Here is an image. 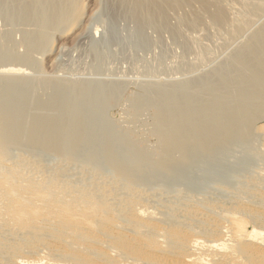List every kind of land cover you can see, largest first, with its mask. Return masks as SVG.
Here are the masks:
<instances>
[{
    "label": "bare ground",
    "instance_id": "bare-ground-1",
    "mask_svg": "<svg viewBox=\"0 0 264 264\" xmlns=\"http://www.w3.org/2000/svg\"><path fill=\"white\" fill-rule=\"evenodd\" d=\"M16 1H18V3L20 2V4L17 5V13L15 12V19L20 22V24L17 25H20L24 28V30H21L17 27L19 29L18 31L21 30V32L23 33L22 39H20L22 40L20 43L21 46H26L32 39H34L33 37L39 36L40 34L43 35L42 33L46 32L48 34V31L55 30L57 26H62L63 24H59L64 20H68L66 19V17H68L67 14H71V11L73 9V7L71 6H73L74 4V0H29V2H26L25 0ZM237 1L238 0H119V4L121 6L126 5L128 7V17L133 24L134 29L140 36H143L149 31L150 33L152 32L154 36L156 35L155 37H158V39H160V36L167 33L175 47V45H184V43L180 44V41L182 40L181 38L183 37V35L181 36V33L182 29L184 28H186L187 31H192L193 33H207V39H210L212 43L215 39H221L223 40V42H225V44L231 43L234 40L243 38L247 33L249 34L250 30H252V28L255 26L254 24L256 20H258V18H260L264 12V0H257L256 2L245 1L242 3H238ZM15 21H9L7 22V25H9L8 23L13 24ZM10 27H12V25H10ZM29 27L32 28L29 29ZM12 28H14V26ZM196 35L199 34L196 33ZM15 36L16 35H14V37ZM10 37V39H12L13 36ZM8 39L5 41L7 43L4 46L8 47V42L10 40ZM15 39L16 37L14 38V40L12 39L14 43ZM208 40L204 41L207 43ZM16 41L19 42L18 40ZM184 42L187 43L185 40ZM208 43L206 44L207 46L210 45V41ZM216 43L218 44V42ZM1 45L3 46V44ZM202 45L206 47L205 43ZM211 47L213 48V46ZM211 47L209 46V50L208 48H203V50L206 49L210 53V50L214 51ZM219 48H222V46ZM203 50L202 52L200 51L199 55L203 53ZM219 51L222 52V50L218 49V52ZM197 52L199 51L197 50ZM230 53H232L231 50ZM0 54L4 55L5 53L0 52ZM207 54H202V56H199L197 54L198 56L196 55V57H198L201 61H204L206 64L207 61L205 60H207L208 58H205L207 57ZM216 54L218 55L217 50ZM227 54H229V52ZM210 55L211 53L208 54V57ZM225 56L226 55H224V57ZM227 58V60L225 59L226 61L221 58L220 60H223V62L221 64H218V66H211L212 68L210 67V69L212 70L207 71L208 74L203 71L206 74L205 76H203V81L205 84L204 90H206V92H204V94H201V96L199 93H195L191 95L190 98H183L182 101H179L176 99V89H170L169 92H172L173 90L172 94H167L164 96H161L162 94L158 92V89L157 92L159 93V95L156 94L157 92H155V90H152L150 92H148L147 90L148 94L141 95V100L137 98L139 101V103L137 102L138 105L137 103H133V101L135 102L136 97L133 101L130 100L135 106L134 107L132 104V106L134 107L133 110L137 111V108L139 107L141 111H143L142 108H145L146 106L148 108L149 105L154 109L155 120L153 122L155 123L152 122L154 126L152 128L151 125V129L149 130H152V132H150L151 135L152 133H154L153 136H155V134H158V136L160 137V141L158 143L162 148H160L162 153L159 155V158L163 161L165 159L168 160V157L172 156L174 153L176 154L180 152L183 147L186 146V149L189 147L191 148L196 144H200L199 142H205L204 145L206 147L204 149H208L209 144H213L211 145L212 147L210 146L211 148L216 146V144H218V146H222L223 143L225 144V142L229 141L228 138L231 132H237L238 137L241 135L240 133L244 132V129L245 131L250 130V128L252 127L251 125H253L255 121L259 120L258 118H256V120L254 121L251 118H255L254 114L257 111L259 112V109L261 112L262 110H264L262 109L264 108V106H262L264 105V23L257 29H255V31L250 36H248V38L244 42H241V44L233 51V53L229 57L227 55ZM15 59L14 60L17 61V63L19 62L18 66L21 69H24L26 67V70L29 69L28 67H30V62L29 59H27L25 56ZM15 61L13 63H15ZM217 62H219V59L218 61H216V64ZM8 65H6V67ZM16 65L17 64H15V66ZM207 65H209V62L207 63ZM6 67L3 68L6 69ZM15 68L16 67H14V69ZM18 70L19 68L17 69V71ZM13 78L14 77H11L9 79L11 80L10 83H8L7 80H4V82L6 81L7 84H0V95L6 94L8 92H13L14 97L19 96L18 99L23 98L22 100H24V96L25 100H27L29 96L30 98H28L27 103L31 102V107L29 111L27 109L28 113H26V115L22 117L21 114L24 115L25 112L23 111L26 110L25 104L20 103L19 101V106L17 107L18 110H15L16 107L14 106L12 101H10V103L13 104H11L12 106H14L13 108H11L12 106L10 107V105L3 106V103L1 102L0 230H4L6 233H8V235H12V237H15V235H20V237L23 236V238H27V236H38V238L29 243V245L26 247L24 245L17 244V242H0V246L2 247V249H4L3 251L6 257L4 258L8 262L7 264H264V195L263 193H261L263 191V187L260 188L263 183L259 185V189H261V191L258 192L256 190L257 193H254L255 189L253 192L251 191L256 197H258L257 202H252L254 203V205H252L250 200L254 199L253 201H255L256 197H253V199H249V197L247 199L250 201L251 205H243V202L241 203L240 201H237L235 204L233 203L234 206L232 205V208H229L231 210L226 211L228 215L232 216V218H228L226 216V213L223 216L218 215L215 218H212L213 216L209 217L207 216L209 213L207 214L203 211L206 207L204 209L202 208L203 210L201 208L196 209L194 207L185 210L190 215L195 216L197 219H201L203 220V222L205 221L203 226L204 228L206 226L205 231L207 233H205V236L212 237L211 240H209L210 238H203L202 235H204V231H202V235H199L191 229L173 230L168 227L162 226L157 221L154 210H151L150 207L144 205V201L147 199L143 200L145 192L142 189L133 190L134 188L131 189L132 187L130 186V188L127 185L128 189H126L128 191H125L126 193L124 195L121 194L118 191V187L116 186V184H118L120 181H124L123 183L126 182L127 184L131 185V183H129V179L131 177L129 178V172L127 171L129 169H125L126 166H124L125 168H116L112 165L117 169V176L114 174L116 180L113 181L114 179H112V182H105L101 185H98V183L94 182L95 184L90 186V183L88 184L89 188H91L89 190H75L74 187H71L62 178L54 177L53 175L48 176L45 172L37 169L36 167H33L32 169V178H28L14 166H6L7 161L5 156L8 144V147H12V145H14V147L16 146V148L19 149V147L22 146L25 150H27L31 146L37 145L40 146L43 150H50L54 154H58L64 159L73 162L77 161L75 159L73 160V152L75 150V153L77 152V154H79L78 149L80 147H77L82 146L83 148L82 142L85 139L84 136H86L88 132V129H84V131L86 130V133L82 134L83 126L87 128L86 126L91 123L89 121L85 122L89 117H85L86 119L79 118L81 117V114L79 115V112L81 111L77 112L79 117H75L76 111L79 110L78 107H82L81 105L83 103L81 102L85 99V97L86 99H88V101L86 99L85 102L83 101L86 105L87 102L88 105H94V102L97 101L100 106L102 103H100V100H102L104 103L106 102V100H104V95L108 96L107 98L109 99V93L107 94V92H105L104 94V92H102V89L99 90L98 86L100 85L97 86V89L96 87H93L94 85L88 83V85H90L88 87V85H85L86 81L82 85V83L80 84L78 82L69 83L70 80L68 81V83L66 81L65 84H56L49 80H42L37 83L34 80L36 84L34 83V85L29 86L32 84L31 82L28 81L31 84L27 85V83H25L26 80H24L25 82L21 83V81L15 82L16 80H14L15 78ZM16 79L21 80V78ZM23 79L25 78H22V80ZM195 79L197 80V78ZM195 79L193 78V81H195ZM231 79L234 81H232ZM12 80H14V82ZM81 81L83 82V80ZM193 81H190L192 82V84H190L186 88L194 89L200 83V79L195 82ZM231 82L233 84H231ZM227 83L228 85L230 83L232 90H230L231 87L228 86ZM183 88L185 87H181V89ZM142 89L143 88H141L140 90ZM58 90H62L63 92L66 91V96L69 99L67 98L68 100H66V93L64 92L65 99L64 101L61 100L63 102L60 101V103L58 100L61 98L63 99L64 97H58L62 94L58 93ZM145 90L146 89H143L142 92ZM153 91L154 94L158 95L157 97L159 98L157 99V97H155L156 95L153 97L155 98V100H158H156V103H154L155 100H153L152 103L149 102L152 101L151 99H149V95L150 93H153ZM137 92H135L136 96L138 95L137 97H139L140 94H137ZM57 93L60 95L57 96ZM20 95L23 97H21ZM102 95L103 98L101 99L100 97H102ZM203 95L204 97H202ZM81 96V105L78 102V109L76 110V105L72 106L71 102L73 100V102L76 103V101L74 100L77 99V101H79L81 99ZM91 97L93 99H91ZM201 98L204 103L200 100L202 105H196L195 102L200 103L198 100ZM203 98H205V101L203 100ZM29 99L32 100L28 102ZM193 103L198 108H196ZM88 105H83L85 110L89 109L90 106ZM102 105L104 109V106L106 105ZM245 105L247 106V109H245ZM99 106L97 104L96 106H92V108L93 110L99 108L98 110L100 114V111L101 113L103 111ZM191 106L196 109H191ZM241 106H244V111L242 110L243 108ZM259 106H261V108H259ZM11 109H14L13 111H16L13 112L12 115ZM106 109L107 108H105V110ZM240 109L242 112L239 111ZM138 111L136 113H134L135 111H133L132 113L137 115L139 113ZM258 112L256 117L262 116L263 118L264 112H262L263 114ZM97 113L98 112H95V116ZM8 114L9 117H6ZM128 114L130 113H127V115ZM134 114H132V116H135ZM258 114L260 116H258ZM103 115L105 116L106 112L103 113ZM103 115L100 114L97 116L102 117ZM138 116H140V114H138L136 118ZM101 117L100 121L103 122L102 119L104 117ZM94 118L92 117V120H90L93 122ZM105 118L106 119L104 120V122L108 119V117ZM94 121L96 120L94 119ZM84 123L85 125L86 123L88 124L85 126ZM94 124L96 125L97 121ZM103 125L104 123H102V127L100 128L104 129L105 125L104 127ZM108 127L106 129H108ZM100 130L99 133L101 132ZM108 132H106V135H112L114 139V135ZM126 133L128 132L126 131ZM87 135L89 136V132ZM100 135L102 138L104 137V140L106 139L105 136H102V134ZM121 135H118V137L116 136L118 138H116L117 141L119 139L121 140ZM226 135L228 138L226 137ZM125 136H123V138ZM234 137H236V135ZM92 139L91 141H93ZM99 139L101 140V138ZM226 139L228 141H225ZM131 141L135 140L133 139ZM17 145L19 146L17 147ZM201 145L202 144L199 145L200 148L204 146ZM145 146L146 145H141V147ZM199 146L196 147L199 149ZM130 147L128 148L129 150H131ZM133 148H135V146H133ZM102 149H104V147ZM144 150L146 151L145 148ZM110 154L111 152L109 153V155L106 154V157L110 158V160L108 159V161L106 162L107 165H109L110 162L112 163V161L114 160V157L112 159V156L110 157ZM172 157H170V159ZM132 158H130L128 161L130 162ZM157 159L158 158H156L154 162L160 161L159 159ZM141 160L139 159V162L142 163L144 158L142 161ZM148 160L150 159H147V161ZM170 162L172 161L170 160ZM173 162L175 163V160ZM137 165L139 164L137 163ZM144 165L146 164L144 163ZM144 165L142 164V166ZM133 166L135 167V165ZM137 168L139 167L136 166V169ZM131 170H133V167ZM114 172L115 171H113V173ZM111 178L114 177L111 176ZM255 188L258 189V187ZM248 195H245V198ZM251 195L252 194H250V196ZM238 215H243V217L245 216V218L248 217V221L252 220L250 221V223L253 225V228H251L252 230L250 232L247 233L246 230H244V222L242 220L243 218H237ZM145 231L147 233H151V235H144ZM172 245L173 247H169ZM25 255H33V257H27ZM49 256L54 257L60 261L65 260L66 262L59 263L58 260L49 259Z\"/></svg>",
    "mask_w": 264,
    "mask_h": 264
},
{
    "label": "rangeland",
    "instance_id": "rangeland-1",
    "mask_svg": "<svg viewBox=\"0 0 264 264\" xmlns=\"http://www.w3.org/2000/svg\"><path fill=\"white\" fill-rule=\"evenodd\" d=\"M25 1L29 2V0H25ZM245 1L256 2L257 0H252V1L238 0L237 2L242 3ZM73 2L74 4L73 6H71L73 7V9L71 11V14L69 13L70 17L67 14L68 17H66V19L68 20L66 21L64 20L59 24V25L63 24L62 26H57L55 28L56 31L55 30L48 31L50 34L49 33L47 34L46 32V33H42L43 35L40 34L39 36L33 37L34 39H32L26 46H21L20 43L22 40L20 39H22L23 36L21 30L22 29L24 30V28L20 25H17L20 24V22L15 19L16 18L15 12L17 13V5H19L20 2L18 3V1L16 0H0V52L5 53L4 55L0 54V84L1 85L3 83L7 84L6 81L4 82V80H7L8 83H10L11 80L9 79L11 77L15 78V79L13 78L14 80H16L15 82L21 81V83H23L25 82L24 80H26L25 83H27V85L32 83L29 86H32L34 85V83L36 84V82L38 83L42 80H49L56 84L57 83L65 84L66 81L68 83V81L70 80L69 83L78 82L80 84L82 83V85L86 81L85 82L86 86L89 83L91 85H94L93 87H96L97 89L99 87V90L102 89V92H104V94L105 92H107V94L109 93V99L107 98L108 96L104 95V100H106L105 103L102 100H100V103L102 102L100 106L97 101L94 102L95 104L93 103L95 106L98 104V106L102 108L103 112L101 113L100 111L101 115H103V113L105 112L106 115L102 116L104 118L102 119L103 122H101L100 121L101 116L100 117L97 116L100 115L98 110L99 108L97 109L95 107L96 109L95 108L94 109L96 111L93 110L92 106L94 105L92 104L88 105L87 102L88 99H86L85 95L84 97L87 100L86 101L87 105L90 106L91 109L90 107L89 109L86 110L84 109L83 105L87 106L86 104H84L85 99L83 100L84 102L83 101L81 102L83 104L82 105L80 104V101L82 100V96L80 97L81 99L79 101H77V99L74 100L76 101V103L73 102L72 100L71 102L72 106L76 105L75 106L76 110L79 108V110L76 111L75 113L76 115L75 117L77 116L79 117L80 114L81 117L79 118L81 119L82 118L86 119L87 117H89L86 119L87 121H85L84 119L83 120L85 122L89 121L91 122L90 123L91 126L93 125L97 127V128L93 126L91 127L90 124L88 123H86V125L88 124L86 126L84 123V125L87 127L85 128L82 122V126H83L82 134L83 133L85 134L86 130L88 129L89 136L87 135L88 132L86 136L83 135L85 138L84 141L82 142L83 148L82 146L77 147V148L80 147L78 149V153L80 155L77 154V152L75 153V150L73 152V160L75 159L77 161L74 162L69 161L67 159L60 157L58 154L57 155L54 154L50 150H43L40 146L37 145L31 146L28 149L25 147L27 149L25 150L24 147L22 146H20L19 149L16 148V146L14 147V145H12L13 148L8 147L9 146L8 144L6 150V156H5L7 161L6 166H14L18 170H20L24 175H26V177L28 178L29 177L32 178L31 175L32 169L33 167L34 168L36 167L37 169H40L43 172H45L48 176L53 175L54 177L62 178L63 180H65V182H67V184H69L71 187H74L75 190H84V189L89 190L91 189L88 186V184L90 183H91L90 186H92L95 183L101 185L105 182L106 183L112 182L111 181L112 179H114L113 181H115L116 180L115 175L117 176L116 168L117 167L125 168L124 166H126L125 169H129L127 170L129 173L128 172L127 173L129 178L131 177L129 179L130 181L129 183H131V185L127 184L126 182L123 183L124 181L122 182L120 181L122 184L120 182L116 184V186L118 187V191L121 194L124 195L126 193L125 191H128L127 190L128 186L129 187L131 186L132 187V188L130 187L131 189L134 188L133 190L142 189L145 192V193L143 192L145 194L143 196V200L147 199L144 201V205L150 207L151 210H154L155 217L162 226L168 227L173 230L191 229L199 235H202V231H204L203 232L204 235H202L203 238L204 239L210 238L209 240H211L212 237L205 236L206 235L205 233H207L205 231L206 226L205 228L203 227L205 221L203 222V220L197 219L195 216L190 215L185 210L193 207L196 209H200V208L204 209L206 207L204 210L203 209L202 210L207 214L209 213L207 215L209 217L213 216L212 218H215L218 215L223 216L226 213V216L228 218H232V216L228 215L226 211L231 210L229 208H232L233 203L235 204L237 201L238 202L240 201L241 203L243 202L242 203L243 205L245 204L251 205L252 202H257L258 197H256L254 193H257L256 190L258 192L261 191V189H259V185H261V183L264 184V117L262 118V116H260L259 114L258 116L260 117H256L258 112L257 111L254 114L255 116L252 115L255 118H251L254 121L256 120V118L259 119L255 122L253 121L255 123L251 125L253 128L251 126H250L251 128L248 127L250 128V130H246L248 132H246L244 129L243 131L245 133L242 131L243 133H240L241 135L238 137H237L238 135L237 132L233 131L235 134L231 132V134L233 133L234 135L229 134L230 135L229 138L232 136L234 140L232 137H231L232 139L231 138L229 139L227 137L228 135L227 134L226 137L228 138L229 141L226 139L225 141L228 142H225V144L223 143L222 146L221 145L218 146V144H216L217 147L214 146L213 148H211L212 147L211 145L213 144L211 145L209 144V146L206 144L209 147L208 149L206 148L207 149L206 150L204 149L206 147L204 145L205 142L203 143L199 142L200 144H202L201 146L203 145L204 146L200 148L199 146L200 144H196L195 146L191 148L189 147L187 149L185 146L181 150L182 152L180 151L176 154L174 153L173 154L174 156L172 155L173 157L170 156L172 157L171 159L170 157H168V160L165 159L166 161L165 160L163 161L162 159L159 158V155L162 153L161 152L162 148L161 146H159L158 143L160 141V137L158 136V134H155V136H153L154 133H152L151 135L150 132H152V130H149L151 129L150 126L152 125L153 128L154 126L153 123H155L153 122L155 120L154 109L152 108V106L149 105L148 107L149 109L146 106L145 108L143 107L142 108L143 111H141V109L138 107L137 111L139 110L138 114H140V116L136 118L138 114L137 115L134 114L137 111L133 110V108L135 107L134 104H136L137 102L139 103L137 98L141 100L140 98L141 95L148 94V92L152 90H155V92H157L159 89L158 92L162 94L160 95L164 96L167 94H172L173 90L172 92L171 91L169 92L170 89H174V90L176 89L177 90L176 99L179 101H182L183 98H190V96L195 93H199L200 96L201 94H204V92H206V90H204L205 84L203 81V76L206 75L205 72L207 73V71H211L212 70L210 69L211 66L216 67L218 66V64H221L223 62V60H220L221 58L227 60L228 59L227 55L229 57L233 53V51L241 44V42H244L248 38V36H250L255 31V29H257L260 25L264 23L263 22L264 12L262 14L263 16L261 15V17L258 18V20H256L257 23L255 22L254 24L255 26L253 27L254 31L252 28V30H250L249 32V34L252 32L250 35L247 33L243 38L234 40L231 43L225 44V42H223V40L221 39H218L219 41L215 39L212 43L210 39L209 40L207 39L208 37L206 35L207 33L200 32L202 35L201 37L199 32L193 33L192 31L190 30L187 31V29L184 28L186 31L182 29L181 36L183 35V37L181 38L182 42L180 41V44L184 43L185 46L182 44L181 45L183 47L182 48L180 45L177 46L175 45L174 47V44L170 40L167 33L163 34L164 36L161 34L163 37L160 36V39H158V37H155L156 35L154 36L152 32L150 33L149 31L143 36H140L134 29L133 24L131 23L128 17V7L126 5L121 6L119 4V0H74ZM9 21H15L14 22L15 24L8 23L9 25H7V22ZM10 25H12V27L14 26V28L10 27ZM17 27L21 30L18 31L19 29ZM30 28L32 27H29V29ZM196 33L199 35H196ZM46 34L48 35V37ZM14 35H16L15 43L13 42L15 38ZM10 36L14 37V38L12 37L13 40L10 39L11 38ZM183 38L188 44L184 42ZM7 39L10 42V43L8 42V47L4 46L7 43L5 42ZM16 40H18L19 42H17ZM204 40L205 41L208 40V42L210 41V45L207 46L206 44L208 42L206 43ZM216 42L220 44L218 45ZM204 43L206 47L202 45ZM1 44H3V46ZM216 44L219 47L222 46V48H219ZM209 46L210 47L213 46V48L212 47L211 48L214 50V51L210 50L211 55L213 54L212 55L213 58L211 55L209 57L212 59L208 57V54H210L208 51ZM203 48L206 49L208 48V50L206 49L203 50ZM215 49L217 50L218 55L216 54ZM218 49L222 50V52L221 51L218 52ZM197 50L199 52H197ZM202 50L203 53L199 55L200 51L202 52ZM230 50L232 53H230ZM188 51H192V52H188ZM204 52L205 54L208 53L205 59L208 58L209 61L208 59L205 60L207 61L206 64L204 61H201L198 57H196L197 54L199 56H202V54L205 55ZM214 52L215 55L217 56L214 55ZM228 52L229 54H227ZM168 55L170 58L168 57ZM224 55L226 56L224 57ZM22 56H25L27 59H29L30 67H28L29 69H27L29 72L26 70L27 67L21 69L18 66L19 62L17 63V61H15L16 60L15 58L18 59ZM218 59L219 62H217L216 64V61H218ZM14 61L15 63H13ZM208 62L209 65H207ZM15 64L17 65L15 66ZM6 65H8L9 68L8 66L6 67ZM17 66L19 68L18 70L19 72L17 71L18 69ZM3 67H6V69ZM14 67L16 68L14 69ZM21 71H23L24 74ZM33 72H37V73H33ZM16 78H21V80ZM22 78L25 79L22 80ZM193 78L194 79L197 78V80L200 79V83L194 89L186 88L190 84H192V82L190 81H193ZM1 79L3 80V82ZM14 80L12 81L14 82ZM34 80L36 82H34ZM81 80H83V82ZM197 80L195 79V81ZM28 81L31 83H29ZM231 84L233 83L231 82ZM98 85H100L101 87ZM89 86L90 85H88V87ZM136 86L138 87L139 90L141 88L146 90L142 92L143 90L142 89L140 90L141 91L140 92ZM228 86L231 87L230 83ZM181 87H185L183 88L184 90L181 89ZM180 90L184 92H181ZM230 90H232V87ZM60 91L58 90L57 92L62 93L61 95L63 96H61L58 93L57 96L60 95L58 97H64V98L63 99L58 98L59 102L61 100L64 101L65 96L67 95L66 91H64L66 94L63 91L62 92ZM133 92L134 93L137 92V94H140L139 97H137L138 95L136 96V93L134 94ZM158 92L156 94L159 95ZM152 94H154V91L149 95V99L152 100L149 101L150 103H152L153 100H155V98L153 97L156 94L154 95ZM158 95H156L155 97H157ZM16 97L17 96L14 97L13 92H8L6 94L0 95V106L2 103L3 106L10 105V107L14 104V106L16 107L15 110H18L17 108L19 106L18 102L20 101V103L26 105L25 106L26 110L23 111L25 112L24 115L21 114V116L23 117L26 115V113H28L31 107L30 101L32 99L31 100L29 99L28 102L30 103H27L28 98H30L29 96L27 100H25V96H24V100H22L23 98L18 99L19 96L17 98ZM202 97H204V95ZM67 98L68 97L66 96V100L69 99ZM100 98L102 99L103 95ZM91 99L93 98L91 97ZM134 99L135 102L133 101ZM157 99L159 98L157 97ZM130 100L133 101L134 104ZM156 100L154 103H156ZM200 100L202 101V98L198 100L200 103L195 102V104L200 106L201 104ZM203 100L205 101V98H203ZM10 101H12L13 104L10 103ZM78 102L82 106L81 108L80 106L77 108ZM102 104L106 105L104 106V109L102 107L103 106ZM132 104L134 107L132 106ZM195 104L194 106L196 107ZM14 106H12L11 108H13ZM105 108L107 109L105 110ZM196 108L192 107L191 109L194 110ZM242 108H243L242 110L244 111V106ZM259 108H261V106H259ZM245 109H247V106L245 107ZM11 110H12L11 115L13 114V112H16L13 111L14 109ZM132 110L135 112L132 113L133 112ZM239 111H241V109ZM77 112H79V115ZM95 112H98L96 116H95ZM262 112H264V110H262ZM262 112L259 109L258 113L263 114ZM127 113L130 114L127 115ZM131 113L134 114L135 116H132ZM130 116H132L133 119ZM6 117H9V114ZM92 117L93 118L96 117L98 119L97 120L96 118H94L97 121L98 125L94 124L96 123L94 119L93 122L91 121ZM105 117H108V119L105 121L106 124L104 122V120L106 119ZM102 123H104L105 125L104 129H106L109 126L108 127L109 132L108 129L104 130L103 128H100L102 127L101 126ZM131 123L133 124V126ZM89 128H93V129H89ZM84 129L86 130L84 131ZM98 129L99 130L101 129L100 133ZM105 131L110 134L112 133L115 137L114 139H116L118 135L120 136L121 134H122L121 135L122 138L120 137L121 140L119 139L118 141H117L118 138L114 140L113 136L109 134L106 135ZM113 131L116 133H114ZM126 131L128 133H126ZM103 132L105 135L103 134ZM100 134H102V136H105L106 139L104 140V137L102 138ZM235 135L236 137H234ZM123 136L125 137L123 138ZM99 138H101L102 141ZM132 138L135 141H131L133 140ZM91 139L94 142L91 141ZM128 139L131 141V143ZM107 140H108V144H107ZM103 141H105L106 143ZM109 141L111 142V144ZM127 141L129 144L127 143ZM141 141L142 142L145 141L144 142L145 144L142 143ZM132 142L134 145L132 144ZM125 143H127L128 145L131 144L130 146L132 147L128 146ZM140 143L142 146L146 145L147 147L146 146L141 147ZM124 144L127 145L128 148L130 147L131 150H129L127 146H125ZM18 146L19 145H17V147ZM133 146H135V148H133ZM196 146L197 147L199 146V149ZM103 147L104 149H102ZM84 148H86L89 151H87ZM144 148L146 149V151L144 150ZM110 152H111L110 157L112 156V159L114 157V160L112 161V163L110 162V164L107 165L106 162L108 161V159L110 160V158L109 157L107 158L106 154L109 155ZM127 156L129 157L131 156L130 158L133 157L132 158L133 161L132 159L130 160L131 163L128 161L130 158ZM146 158L150 160L147 161ZM156 158H158L160 161L154 162ZM139 159L143 160V161L141 160L142 163L139 162ZM170 160L172 162H170ZM174 160L175 163L173 162ZM135 162H137L140 166L137 165V163ZM144 163L146 165H144ZM142 164L144 166H142ZM112 165L115 166L116 168H114ZM133 165H135V167ZM136 166H138L139 168L136 169ZM132 167L133 170H131ZM112 170L115 171L116 173L115 172L113 173ZM111 176L114 178H111ZM263 184L260 188L263 187L262 188L263 191L261 193H263L264 195ZM255 187H258V189H256ZM251 191L252 192L254 191V193H252ZM250 194H252L253 196L252 195L250 196ZM245 195L248 196L245 198ZM253 197L254 198L256 197L255 201H253L254 200ZM248 198L253 199L250 200L251 203L249 200H247ZM241 199H243L244 201H248L249 203L244 202ZM252 205H254V203H252ZM237 218L240 219L243 218L242 220L244 222V230H246L247 233L252 230L251 228H253V225L250 223V221L252 220L249 219L250 221H248L247 220L248 217L245 218V216L243 217V215L242 216L238 215ZM196 220L198 223L196 222ZM146 233L147 232L145 231L144 235H151V233H147V234ZM36 238H38V236L35 237L27 236V238H23V236L20 237V235L19 236L15 235V237L14 236L12 237V235L10 234L8 235V233H6L4 230H0V242H5V241L17 242V244L24 245L26 247ZM169 247H173V245ZM3 250L4 249H2L1 247L0 263L7 264L8 262L5 259L6 257ZM25 256L33 257V255H25ZM48 258L53 260H58L51 256H49ZM58 262L65 263L66 261L58 260Z\"/></svg>",
    "mask_w": 264,
    "mask_h": 264
}]
</instances>
